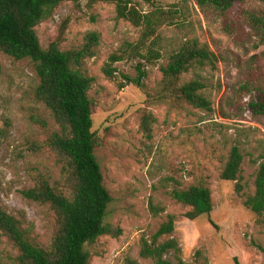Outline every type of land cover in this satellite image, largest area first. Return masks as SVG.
Listing matches in <instances>:
<instances>
[{"label": "rangeland", "instance_id": "1", "mask_svg": "<svg viewBox=\"0 0 264 264\" xmlns=\"http://www.w3.org/2000/svg\"><path fill=\"white\" fill-rule=\"evenodd\" d=\"M131 6L151 19L157 17L156 9L171 11L159 20L155 36L161 58L154 65H146L131 49L143 27L118 19L111 3L64 2L35 28L43 49L58 38L63 24L62 50L79 46L88 33L99 36L84 70L93 79L88 95L94 106L92 132L98 140L95 155L112 197L106 223L121 234L100 237L91 245L89 264H124L127 257L153 264L140 257L141 240H149L168 215L174 218L171 237L183 264H234V259L238 264H264V214L257 217L243 205L245 196L254 192V161L264 156V119L246 108L250 97L264 94V45L257 43L240 16L243 10L262 14L264 4L249 0L234 8L228 21L201 10L192 0H131ZM189 39L206 44L217 58L214 70L189 72L181 80L198 78L205 85L211 112L160 96V67ZM112 54L124 59L112 65L116 73L108 79L102 67ZM137 64L146 72L142 88L125 85L123 79L137 75ZM37 85L28 60L15 61L0 52V208L20 220L30 238L47 249L56 216L22 192L41 178L64 193L68 190L62 163L46 144L60 128L35 100ZM143 116L149 118L148 132L141 127ZM233 146L243 156L239 179L221 181L223 162ZM198 182L210 190L213 209L191 221L185 217L190 208L176 203L169 193ZM151 206L163 212L153 216ZM17 256L18 250L0 234V264H18ZM166 258L178 264L172 254Z\"/></svg>", "mask_w": 264, "mask_h": 264}, {"label": "trees", "instance_id": "2", "mask_svg": "<svg viewBox=\"0 0 264 264\" xmlns=\"http://www.w3.org/2000/svg\"><path fill=\"white\" fill-rule=\"evenodd\" d=\"M80 0H0V52L15 60H28L38 79L34 98L48 109L60 128L46 142L59 157L64 175L63 185L68 193L62 192L45 179H39L33 188L25 190V199L48 206L55 214L56 231L49 248L39 247L23 228L20 220L0 208V234L18 250V264H89V247L100 237L113 238L121 234L119 228L106 223L108 207L112 197L104 185L101 167L96 159L98 140L92 132L93 101L89 97L93 79L84 70V62L95 54L99 43L96 33H88L82 43L67 50L60 48L66 24L60 28L58 38L46 49L39 43L35 28L49 19L55 9L64 2L78 5ZM114 4L118 19L129 21L136 28L143 27L138 44L131 49L145 62L154 65L161 58L158 50L156 30L159 20L171 11L156 9L154 19L131 6V0H92ZM149 1V0H146ZM201 10H211L224 21H228L235 7L249 0H192ZM264 4V0H254ZM244 27L248 28L259 45H264V13L240 11ZM154 17V16H153ZM144 51V54L141 52ZM122 54H112L102 67L108 79H113L115 63L123 60ZM217 58L206 44L189 39L169 55L165 65L160 67L162 80L160 96L173 98L194 109L211 112V102L204 96L205 85L194 78L182 83V77L189 72L209 68L215 69ZM137 75H124L125 85L143 87L146 72L141 64L135 67ZM121 87H124L122 85ZM249 93L251 90L244 88ZM247 111L254 117L264 119V94L250 97ZM148 116H143L141 127L149 131ZM243 156L233 146L220 172V180L237 182L241 172ZM257 169L254 175V192L245 196L243 205L255 216L264 214V156L254 161ZM239 186H236L238 192ZM169 196L176 203L189 207L185 214L189 220L209 215L213 209L211 192L205 185L196 183L188 188L174 187ZM153 216L163 212L162 208L151 206ZM174 218L170 215L151 236L142 239L139 255L153 264H172L166 258L172 254L178 264L179 246L171 237ZM165 237H169L162 240ZM124 264H138L125 258ZM203 264H206L203 263ZM234 264H238L234 259Z\"/></svg>", "mask_w": 264, "mask_h": 264}]
</instances>
